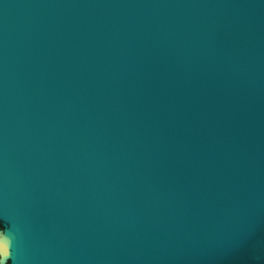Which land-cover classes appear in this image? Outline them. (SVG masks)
I'll list each match as a JSON object with an SVG mask.
<instances>
[{
    "label": "water",
    "instance_id": "95a60500",
    "mask_svg": "<svg viewBox=\"0 0 264 264\" xmlns=\"http://www.w3.org/2000/svg\"><path fill=\"white\" fill-rule=\"evenodd\" d=\"M0 238L264 264V0H0Z\"/></svg>",
    "mask_w": 264,
    "mask_h": 264
},
{
    "label": "snow or ice",
    "instance_id": "6c2138e0",
    "mask_svg": "<svg viewBox=\"0 0 264 264\" xmlns=\"http://www.w3.org/2000/svg\"><path fill=\"white\" fill-rule=\"evenodd\" d=\"M10 257H11L10 252L8 254H0V264H11Z\"/></svg>",
    "mask_w": 264,
    "mask_h": 264
}]
</instances>
